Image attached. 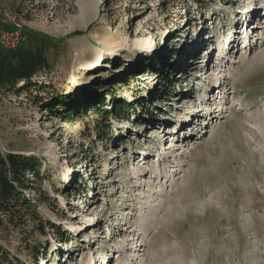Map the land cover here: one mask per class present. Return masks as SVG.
<instances>
[{
  "label": "rangeland",
  "instance_id": "1",
  "mask_svg": "<svg viewBox=\"0 0 264 264\" xmlns=\"http://www.w3.org/2000/svg\"><path fill=\"white\" fill-rule=\"evenodd\" d=\"M255 5L263 8L249 23L250 42L264 50V26L257 31L252 25L264 22V0H0L1 23L64 38L55 54L51 50V66L33 77L43 87L22 95L0 91V150L42 162L41 182L24 192L38 206L44 229L6 221L0 244L9 258L90 264L108 260L117 248L130 250L122 261L131 264H264V67L251 80L229 79L228 92L223 81L249 47L235 48L221 67L217 62L226 42L218 33ZM187 42L203 52L197 66L182 68L193 59ZM165 43L170 56L151 53ZM146 57L158 71L142 74ZM132 74L137 79L121 82ZM213 83L226 97L206 103L216 114L206 126L209 120L196 119L193 111L214 98L208 91ZM93 88L106 96V106L114 96L136 106L127 117L109 119L108 135L97 134L106 122L98 124L93 109L84 119L67 120L47 106L59 94L81 96ZM188 88L202 99L194 107L185 101L179 113L180 94ZM191 115L192 127L174 135ZM156 118L159 123H151ZM184 135L191 137L183 142ZM169 154L170 162L163 161ZM145 159L150 164L139 168ZM176 165L175 180L159 178L175 174ZM151 215L150 231L138 232ZM88 223L92 227L79 234ZM132 256L140 258L131 262ZM118 260L115 255L112 264Z\"/></svg>",
  "mask_w": 264,
  "mask_h": 264
},
{
  "label": "trees",
  "instance_id": "2",
  "mask_svg": "<svg viewBox=\"0 0 264 264\" xmlns=\"http://www.w3.org/2000/svg\"><path fill=\"white\" fill-rule=\"evenodd\" d=\"M11 27L0 22V29H11ZM63 42L64 38L54 37L25 26L21 30V39L16 47L0 46V91L22 95L34 88L43 87L39 86L33 77L51 66V56L56 53ZM140 64L142 69L145 68L142 74L151 69L158 71V67L149 57L142 59ZM135 77L137 76L132 74L129 78H123L121 82L129 84L130 80L137 79ZM165 80L169 81V78L165 76ZM171 85L173 89L174 84L171 83ZM164 89H166V84ZM112 91L114 88L109 89L106 94ZM105 104L106 96L93 88L85 90L81 96L75 93L59 94L52 102H48L47 106L52 113L58 117L65 116L67 120L73 115L84 119L87 112L93 109L96 113H100L101 118H98V124L103 123V120L106 122L103 127L98 126L97 134L103 132L105 135L111 131L110 118L127 117L128 108L136 109V106H132L126 99L116 96L109 106ZM41 167L42 162L36 156L13 151L3 153L0 150V228L6 221L13 224L18 223V225L32 221L38 223L39 231L44 229L38 206L24 192L26 189L35 190L33 183L36 180L41 182ZM47 226L54 227L52 223ZM63 240L66 241L65 238ZM32 248L36 246L33 245ZM16 259L9 258L7 250L0 244V264H21L18 258Z\"/></svg>",
  "mask_w": 264,
  "mask_h": 264
},
{
  "label": "bare ground",
  "instance_id": "3",
  "mask_svg": "<svg viewBox=\"0 0 264 264\" xmlns=\"http://www.w3.org/2000/svg\"><path fill=\"white\" fill-rule=\"evenodd\" d=\"M262 8H263V6L262 5H260L259 7L258 6H252L251 8H248L246 11H245V13L243 14V16H241V17H237V18H239L238 20H236L235 19V21H236V24L235 25H237V30H236V32L234 33V35H233V37L230 39V42H232V45H231V47L230 48H228L227 49V42H225V46H224V48H223V52L221 51V53L219 54L220 55V57H221V59H220V61H219V63H218V66L219 67H221L222 66V64H221V62L223 61L224 62V60L225 59H228V57L230 58V56H231V54H232V51H234L235 50V48H240L241 46H243L245 49L246 48H248L249 49V55H245V53H242L241 55H240V57H239V59H238V62H237V64H232L231 65V69L230 70H232V74L231 75H229V77H228V79L227 80H225L224 81V83H223V88H228L229 87V90H228V92H232V86H230L231 85V83L228 81L229 79H232L233 80V82H245V81H248L249 79H250V77H252V75H256V74H258L257 73V71L259 72V70H260V68L261 67H264V50H257L256 48V45H252L251 44V40H250V36H249V34L251 33L250 32V30L248 29V28H250L251 27V25L249 24L254 18H259L260 17V13H261V10H262ZM239 16V15H238ZM262 24V25H261ZM261 24H257V25H255V24H252L253 26H254V28H256V30L258 31L260 28H262L263 26H264V22H262ZM243 26H244V28H243ZM238 27H240L241 29H238ZM229 29H230V25H224L223 26V30H221L219 33H218V35H219V37H221L222 39L224 38V35L226 34V32L227 31H229ZM243 29H245L244 31H243ZM248 30H249V32H248ZM242 38H244L245 40L243 41L242 40ZM210 40H211V43L212 42H214V38H213V36H211L210 38H209ZM191 42V41H190ZM190 42H187L186 43V45H184V48H185V50H190L189 51V53H190V55L189 56H191V58H193L194 59V61H192V60H187L186 61V63H184V62H182V64H180V67L181 66H183L182 68H185V67H187V65H190V64H193V66H197V64H196V59L197 58H200L201 56H202V50H200L199 48H197V46H191L189 43ZM167 45V43H165V45H162V46H159V45H155L154 46V48L155 49H151V53L153 54V55H155L156 57H160V56H164L165 58L167 57V56H170V52H167V50H166V46ZM152 46V44L151 43H148V44H142L140 47H147V48H150ZM190 47H191V49H190ZM259 48V47H258ZM216 49L217 48H215L214 50H213V52H215L216 51ZM147 50V49H146ZM213 52H210L211 54L213 53ZM228 60H230V59H228ZM188 62H190V63H188ZM228 62V61H227ZM177 64V62H175V64L174 65H176ZM225 65V64H224ZM230 65V64H229ZM189 76H191V74L189 75ZM253 78H254V76H253ZM251 80V79H250ZM210 88H211V93L214 95V92H215V90L217 89V88H220V85H218L217 83H213V84H211L210 85ZM192 89H190V88H188V89H186L185 91H183L181 94H180V96H181V98L179 99L180 100V102L182 103V104H180V106L177 108L178 109V111H179V113L180 112H182L186 107H187V105L185 104V101L186 102H189V107H191V105L194 107V105H195V102H196V100L197 99H202L201 98V96H195L194 94H192ZM251 92H253V91H251ZM221 93V92H220ZM211 96V95H210ZM222 96H223V98H225L226 97V95L225 94H222ZM212 99H211V97H208V98H206L205 100H201V102H200V105H198V109H196V110H194L193 112L195 113H193V112H191V113H193V115L195 116V115H197V117H196V119H208L209 121L206 123V126H208V124H210L211 122H213V120H214V117H216V114H213V113H211V112H209L208 110H206V108H204L205 107V105H206V103H208V102H210ZM184 102V103H183ZM207 106V105H206ZM223 110V109H222ZM193 115H191L189 118H187L186 120H181V121H179L178 122V126L176 127V130L174 131V135H179L180 134V130H185V129H187L188 127H192V122L194 121L193 119H194V117H193V119H192V116ZM205 116H207V118L205 117ZM158 118H156V119H154L153 120V122H151V123H159L158 122ZM171 122V121H170ZM172 122H174V120L172 121ZM167 124H168V122H167ZM192 135H195V133L193 132L192 134H191V136ZM191 136H189V138L191 137ZM188 136H186V135H184V137H182V140H183V142L184 141H188V139L189 138H187ZM179 138V137H178ZM175 143H178V142H175ZM173 149V148H172ZM175 150H177V147L176 148H174ZM145 158H149V155H146V157ZM171 158H172V154H169V155H167L164 159H162L163 161H169L170 162V160H171ZM150 163H149V160H147V159H145V162L143 163V166H140L139 168H141V167H148V165H149ZM174 170H176V173L175 174H171V175H169L168 177H164V176H162V174L159 176V178H161V179H165L166 181H167V183L168 182H172L173 180H175V178H176V176L178 175V173L180 172V167L178 168V166L176 165V167H174ZM144 171L145 170H143L142 172H141V174H144ZM161 171V170H160ZM158 175H155V176H153V178L155 179L156 177H157ZM140 203H142V198H139V200H138V202H137V204H140ZM148 207V206H147ZM170 212H171V209L169 208V209H167L166 211H165V214H164V217L163 218H165L166 216H168L169 214H170ZM152 215L149 217H145V222H146V226L147 227H143L142 226V228L139 230L138 229V232H149L150 231V229H151V225H152ZM98 221V223H101L102 222V219H98L97 220ZM142 224H144V220L140 223V225H142ZM139 225V226H140ZM88 227H92V224H90V223H88L86 226H85V228H82L81 229V232L79 233V234H82V233H84V232H86V229L88 228ZM94 227H96L95 225H94ZM131 231V230H130ZM133 231H134V229H133ZM78 234V235H79ZM127 235H129V233H127ZM96 240H97V238H96ZM132 240H134V241H136V240H138V239H136L135 240V238L134 239H132ZM112 241V240H111ZM136 246L134 247L135 249L138 247V246H140L139 245V240L136 242V244H135ZM127 246H130V245H127ZM134 246V245H133ZM132 246V247H133ZM124 249V247L123 248H121V250H123ZM115 255H118V258H119V260H118V262H117V264H131L129 261H127V262H123L122 260L124 259V258H126V257H128V255L130 256L131 254H130V250H126L125 251V249L123 250V251H120L119 249H115V254L114 255H112V257H109L108 258V260H105V259H103V260H100L99 258H97V259H95V261H93L92 263H90V264H112V262L114 261V256ZM74 256H75V251L74 252H72L71 253V255H70V259H72V258H74ZM140 258V256H136V257H133L132 256V258H131V262H135V261H137L138 259ZM44 261H45V259H44ZM92 261V260H91ZM90 261V262H91Z\"/></svg>",
  "mask_w": 264,
  "mask_h": 264
},
{
  "label": "built area",
  "instance_id": "4",
  "mask_svg": "<svg viewBox=\"0 0 264 264\" xmlns=\"http://www.w3.org/2000/svg\"><path fill=\"white\" fill-rule=\"evenodd\" d=\"M21 25L16 23L11 29H0V46L16 47L21 39Z\"/></svg>",
  "mask_w": 264,
  "mask_h": 264
}]
</instances>
